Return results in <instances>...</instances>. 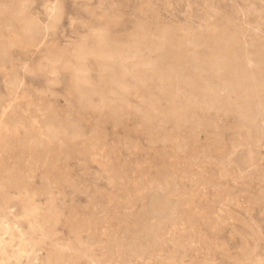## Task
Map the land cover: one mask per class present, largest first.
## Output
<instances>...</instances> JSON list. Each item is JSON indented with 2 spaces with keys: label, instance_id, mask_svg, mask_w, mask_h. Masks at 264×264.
I'll return each instance as SVG.
<instances>
[{
  "label": "rangeland",
  "instance_id": "1",
  "mask_svg": "<svg viewBox=\"0 0 264 264\" xmlns=\"http://www.w3.org/2000/svg\"><path fill=\"white\" fill-rule=\"evenodd\" d=\"M14 2L0 0V264L46 251L58 264H264V101L238 115L226 64L253 53L264 69V0H26L20 16ZM97 34L140 42L111 63L127 88L106 102L77 92L65 51Z\"/></svg>",
  "mask_w": 264,
  "mask_h": 264
},
{
  "label": "bare ground",
  "instance_id": "2",
  "mask_svg": "<svg viewBox=\"0 0 264 264\" xmlns=\"http://www.w3.org/2000/svg\"><path fill=\"white\" fill-rule=\"evenodd\" d=\"M13 1H15L14 3L18 2V3H16V4H18V10L16 12L15 11L14 12L17 15H19V16L23 15L25 13L26 7H27L25 5L26 0H21V1L20 0H17V1L16 0H9V3H11V2L13 3ZM0 13L11 14L12 15L11 8L9 6H7V5H5L4 7H2L0 9ZM11 19H14V18H11ZM30 26L31 25L29 23L28 24V28H30ZM27 30H30V29H27ZM29 33H30V31H29ZM139 37L141 38L142 34ZM139 49H140V42L137 41L136 39H133L131 41V43L127 47L124 48L121 43H114L112 41H108L105 38V35H98L97 34L95 36V39L93 40V42L92 41L88 42L86 40H82L80 43H77V44L73 45L71 48L65 50V51L68 52L69 57H70V59L72 61L71 65L73 66L74 78H75V88H76L77 92L82 96L83 99H87L90 96H92L93 94H96V95H98L101 98L102 102H104V101L106 102L107 96L110 95V94H113V95H116V96H122V94L126 91V88H127L126 83L124 82V80L115 81L113 79H110L108 74H107V71L110 68L111 63H113L115 61H124L125 59L128 58L129 54L135 53ZM66 55H67V53H66ZM57 57L58 56H56L55 53H51L50 56L47 59V63H49L50 65H54L55 63L58 62V58L59 57L58 58ZM89 58H92L95 61V63L97 64L98 68H99L100 77H101V83H100V85L98 87H93L92 85H90L91 83L89 84L87 82V80L85 79L84 62L87 59H89ZM258 58H259L258 54L242 53V54L237 55L235 58L228 59V61L226 63L227 66H229V67L232 66V68L236 72V79L234 80V82L231 85L232 86V90H233V92L235 94V97H236L235 100L237 101V103L234 105L233 109L240 116H244L243 108H242V101H246V100L253 99V98H259V99L264 101V69L257 65ZM52 67L53 66H51V68ZM54 67H56V65H54ZM21 69H23V68H21ZM134 77L138 81V86L140 88V90H139L140 94H143L146 91L144 79L138 73L135 74ZM186 81L187 80L185 79V77H183L181 75H175L172 78V85L174 86L177 83H185ZM200 92H202L200 89L191 88L190 95L192 96V98L195 99L196 97L199 96ZM116 106L117 105L110 106L111 107L110 109L114 112L115 110H117ZM118 107H121V103L118 104ZM118 109H120V108H118ZM115 114H116V112H115ZM253 124H256V123H253ZM72 129H74V128H72ZM69 130H70V128H69ZM51 134L52 133H50V135ZM71 134H72L71 139H74L75 137L76 138L78 137V131L75 130V129H74L73 133H71ZM34 137L32 136L31 138H34ZM37 138H38V136H37ZM37 138H35V139H37ZM53 138H55V137H53ZM53 138H52V136H50L49 140L50 141L51 140L55 141L56 138L55 139H53ZM76 138L74 140H76ZM68 139L70 141L69 137H68ZM25 140H26V138H25ZM55 142L58 145V150H60L61 147H62V142L61 141H60L61 143H58L57 141H55ZM26 144L28 146H30V147L35 148V149L38 146L37 143H35L33 141H28V142H26ZM46 144H49V143H46ZM67 144H69V143H67ZM70 144H71V142H70ZM55 146L56 145H54V147ZM55 149H57V148H55ZM13 181L14 180H12L11 182H13ZM148 212H149V214H147V213L146 214L149 215L150 218H153L155 220L158 219V220L161 221V218H162V205L159 202H155L152 205L151 210L148 211ZM147 215H146V218H147ZM139 230H140V228H139ZM124 234H126V233H124ZM139 247H141V246H139ZM62 259L63 258L61 257V255H57L55 253H51V252H48V251H46L39 258V260L42 263H44V264H58L59 262L62 261Z\"/></svg>",
  "mask_w": 264,
  "mask_h": 264
}]
</instances>
